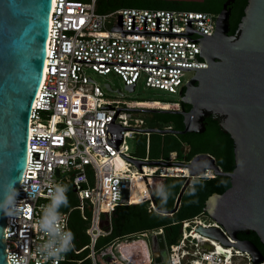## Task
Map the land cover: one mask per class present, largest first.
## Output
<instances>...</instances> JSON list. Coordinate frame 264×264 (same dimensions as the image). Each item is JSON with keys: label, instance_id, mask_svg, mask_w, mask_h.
Instances as JSON below:
<instances>
[{"label": "built area", "instance_id": "obj_1", "mask_svg": "<svg viewBox=\"0 0 264 264\" xmlns=\"http://www.w3.org/2000/svg\"><path fill=\"white\" fill-rule=\"evenodd\" d=\"M96 1L52 0L43 73L30 115L25 173L17 188L15 211L12 215H5L3 241L7 264H63L69 260V250L55 257L39 251L50 238L40 221L46 206L52 202L57 185L65 186L64 194L75 189L72 192L79 201L77 207L84 218V208L89 210V224L85 229L89 243L78 250L71 248L74 253L86 248L88 252L84 259L90 264H264V261L253 263L247 251L234 245H224L195 230L198 225L216 226L228 241L236 242L204 213L183 220L181 235L173 243H166L162 227H152L125 234L100 249L95 248L97 239L109 233L103 224L106 222L110 226L114 209L119 205L136 203L132 199L134 174L142 177L148 192L159 189L165 176H180L185 181L191 175L185 165L178 164L142 163L141 172L106 140V137L110 138L106 123L116 108H100L110 104V107L180 110V102L166 101L170 106L164 108L145 106L136 100L110 99L91 74L113 73L121 79L124 87L133 84L135 88L138 82H143L145 87L177 93L181 97L179 90L181 92L193 76L186 74H194L195 69L94 63L73 61V58L207 67V62L199 56V38L203 34L196 31L171 34L112 31L110 28L117 22V14H122L121 29H131L133 14V30H143L145 16V30L154 31L155 16H159L158 31H169L171 17L172 32H185V18H204V22L191 19L190 27L212 35L218 16V13L208 11L138 7L98 12ZM139 114L137 110L119 109L113 123L149 127ZM120 133L122 139L117 148L121 153L130 158L148 160L147 157L134 156L127 139L143 135L148 148L149 132L123 129ZM116 160L121 161L123 167H119ZM160 160L177 162L174 152L167 159ZM189 161L182 159L179 162ZM144 165H155L156 170L146 171ZM177 166L180 170L187 169V172L177 171ZM198 176L211 177L213 172L206 169ZM198 176L192 175L188 185ZM149 177L156 178L157 184L149 183ZM143 201L148 202L149 209L164 214L155 208L149 193ZM53 216L56 217L54 220ZM49 220L52 229L69 231L68 213L55 210L49 214ZM158 234L163 235L165 247L160 250V260L155 261L148 241L154 250L152 238ZM136 240H143L144 250L135 244ZM139 249L142 251L138 253Z\"/></svg>", "mask_w": 264, "mask_h": 264}, {"label": "water", "instance_id": "obj_2", "mask_svg": "<svg viewBox=\"0 0 264 264\" xmlns=\"http://www.w3.org/2000/svg\"><path fill=\"white\" fill-rule=\"evenodd\" d=\"M233 1L223 2L212 35L190 27L191 19L204 22V18H185V32H172L171 17L169 31H158L159 16H155L154 31L145 30V16L143 30H133V14L131 29H121L122 14H117V22L110 28L112 31L171 34L196 31L203 34L199 38V56L207 62V67L77 58H73V61L195 69L193 76L185 83V90H179L181 102L190 105L188 110L110 107V104L100 106L116 108L109 123H106V131L110 134L106 140L140 171L142 163L178 164L185 165L191 176H198L210 169L213 174L229 177L230 186L221 193H211L204 202L203 212L236 242L228 241L223 231L216 226L198 225L195 230L224 245H234L247 251L252 262L259 263L264 261V257L257 246L237 235L253 231L264 245V0H247L243 16L234 32L229 34L228 5ZM51 7L52 0H0V201L4 200L7 185L11 184L17 190L25 173L30 115L43 73ZM104 86L112 90L109 83ZM124 88L133 91L134 85ZM116 93L122 94L119 89H116ZM119 109L177 113L182 116L184 127L176 130L121 126L120 123H113ZM209 116L233 140L235 164L231 171H223L214 157L206 152L195 154L188 163L152 162L130 158L117 148L122 139L120 130L201 133L205 130L204 119ZM191 176L183 182L172 209L163 211L165 215L171 216L178 209ZM149 196L158 209L152 190ZM5 215L0 210V264H7L3 241ZM152 246L154 260L159 261L160 250L165 247L162 234L152 238Z\"/></svg>", "mask_w": 264, "mask_h": 264}, {"label": "trees", "instance_id": "obj_3", "mask_svg": "<svg viewBox=\"0 0 264 264\" xmlns=\"http://www.w3.org/2000/svg\"><path fill=\"white\" fill-rule=\"evenodd\" d=\"M225 0H97L96 10L98 12H109L121 7H138L149 9H186L196 11H208L218 13ZM247 0H234L230 4L229 16V34L236 29L241 17L244 14V7ZM185 88L182 89L184 91ZM160 101L157 99H153ZM146 99H138L136 101H153ZM166 103L165 101H160ZM180 101V107L183 108ZM190 105L187 104L185 110ZM152 122L149 127H157L164 129L170 126L173 129L181 130L184 127L183 119L177 113L152 112ZM205 130L201 133L186 132L184 134H175L172 132H151L148 135V148L146 147V138L138 137L136 150L133 154L136 157H147L148 161H159L167 159L171 152L175 153L177 162L184 159L189 160L195 154L206 152L211 154L215 162L223 171H231L234 168V151L233 140L228 133L222 131L218 123L211 116L204 119ZM184 182V178L180 176H165L162 186L153 191L156 205L161 211L172 209L175 198ZM230 186L229 177L224 175L213 174L211 177L198 176L192 180V184L188 185L182 194L178 209L167 216L157 213L148 208V202L143 201L144 197H134L136 203L129 205L117 206L111 214L110 226L104 225L105 229H109V233L100 236L95 248L100 249L111 243L117 237L125 234L136 232L139 230L162 227L166 243L175 242L181 235V224L183 220L193 219L203 212V206L206 198L213 192L221 193ZM67 202L62 203L56 210L68 213V229L73 234V248L81 249L89 243L88 235L85 232L89 224V210L84 208L83 217L81 210L77 207L79 201L72 190L66 194ZM143 201V202H141ZM205 214V213H204ZM238 238L247 237L260 250L264 257V245L260 242L259 237L253 231L249 235L239 233ZM87 249L74 253L71 248L67 257L69 260L63 264H90L84 257ZM77 260H81L78 262Z\"/></svg>", "mask_w": 264, "mask_h": 264}, {"label": "clouds", "instance_id": "obj_4", "mask_svg": "<svg viewBox=\"0 0 264 264\" xmlns=\"http://www.w3.org/2000/svg\"><path fill=\"white\" fill-rule=\"evenodd\" d=\"M7 192L3 201H0V210L6 215H12L15 211V198L18 195L17 190L11 185H7ZM66 191L65 186L57 185L55 187V194L53 195L52 202L46 206L45 214L41 218V227L49 232V240L43 243L39 251L46 254L49 257H55L63 252H67L73 247V234L71 231H58L50 227L51 221L49 220V214L55 212V210L62 204L67 202V197L64 195ZM56 217L53 216L54 220Z\"/></svg>", "mask_w": 264, "mask_h": 264}, {"label": "rangeland", "instance_id": "obj_5", "mask_svg": "<svg viewBox=\"0 0 264 264\" xmlns=\"http://www.w3.org/2000/svg\"><path fill=\"white\" fill-rule=\"evenodd\" d=\"M193 73H187L186 76H192ZM92 79L96 80L99 84L103 86L105 95L107 98L110 99H120V100H126V101H132V100H138V99H146V100H153L157 99L160 101H167V102H180L181 97L176 93H168L167 91L155 89V88H150V87H145L143 85V82H138L137 85L135 86L133 91H128L124 88V84L121 81V79L113 74V73H108V74H91ZM109 83L112 90L107 89L104 84ZM116 89H119L122 94L116 93ZM146 122V125L150 124L152 122L151 118V112H140L139 114ZM140 137H144L143 135ZM148 138V136H147ZM138 142L137 136L133 139H127L128 146L130 148V151L132 153H135L136 150V143ZM172 156V155H171ZM152 185L157 184V181L153 180L151 182ZM107 223L104 222L103 225H106ZM150 251L152 254L151 250V244L150 241H148ZM142 251V249H139L137 252Z\"/></svg>", "mask_w": 264, "mask_h": 264}, {"label": "bare ground", "instance_id": "obj_6", "mask_svg": "<svg viewBox=\"0 0 264 264\" xmlns=\"http://www.w3.org/2000/svg\"><path fill=\"white\" fill-rule=\"evenodd\" d=\"M138 102H141L140 104H143L145 106H163L164 108H168V106H170V105H168V103H162V102H158V101H138ZM116 161H117V165L119 167H123V163L121 161H119V160H116ZM154 166L155 165H152V166L144 165V170L149 171V172H154L156 170V168ZM177 168L178 169H176V170L179 171L180 167L177 166ZM180 171H184L186 173L187 169L180 170ZM153 180L158 182V180L156 178L149 177V183L153 182ZM133 187L134 188L132 191V199L134 197L148 196L149 192H148V190L144 184L142 177L138 174H134ZM135 244L141 246L143 250L145 249L143 240H136ZM144 253L146 254V251H144Z\"/></svg>", "mask_w": 264, "mask_h": 264}, {"label": "flooded vegetation", "instance_id": "obj_7", "mask_svg": "<svg viewBox=\"0 0 264 264\" xmlns=\"http://www.w3.org/2000/svg\"><path fill=\"white\" fill-rule=\"evenodd\" d=\"M231 4V3H230ZM230 4L228 5V7L230 6ZM230 8V7H229ZM231 11V10H230ZM230 16V15H229ZM187 106V104H183V109H185V107ZM247 235H249V233H247ZM242 240H249L247 237L244 238H240Z\"/></svg>", "mask_w": 264, "mask_h": 264}]
</instances>
